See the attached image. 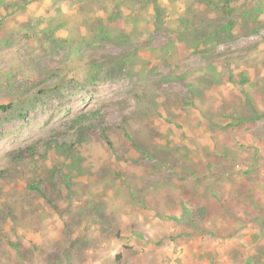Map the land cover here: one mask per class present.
<instances>
[{"label": "rangeland", "instance_id": "obj_1", "mask_svg": "<svg viewBox=\"0 0 264 264\" xmlns=\"http://www.w3.org/2000/svg\"><path fill=\"white\" fill-rule=\"evenodd\" d=\"M0 103V171L91 109L127 159L2 184L0 264H264V0H0Z\"/></svg>", "mask_w": 264, "mask_h": 264}, {"label": "trees", "instance_id": "obj_2", "mask_svg": "<svg viewBox=\"0 0 264 264\" xmlns=\"http://www.w3.org/2000/svg\"><path fill=\"white\" fill-rule=\"evenodd\" d=\"M53 75V72L49 73V76L53 77ZM45 76H48V74ZM59 82H61V86L65 84L64 81L59 80ZM58 86L59 83H57V87L54 88V90H57ZM49 91L50 90L44 89L41 94L48 97L50 96V92H53L52 90ZM10 107L11 105L8 103H0V112H7ZM117 128L121 130L124 139L130 142L132 149L137 150L134 141L128 133L129 124L127 121L122 119ZM115 129V127H112L105 121L98 109H91L76 115L69 120L67 126L61 132L56 133L49 140L44 142V150L42 153L37 154L35 145L25 146L8 153L7 164L11 165L10 167L12 169H7L8 167H6L0 171V191L3 189L2 184L9 182L12 178L18 179V182L25 189L30 192H35L43 198H45L48 192H61L62 188L65 189L67 197H70L69 191L72 188L73 181L70 173L71 164L69 161H71L72 152L76 151L79 147L90 142L98 141L105 145L115 158L127 160L124 156L118 154L116 151L117 149L111 141L110 134ZM53 149L61 156V163L45 171H40L36 157L39 155L43 157L48 151ZM20 166H23L24 169L20 170ZM27 173H29V176ZM6 207L7 206H4V208ZM10 213L11 212L8 211V214ZM2 237L7 240L8 243H13L11 238L7 239V235H2Z\"/></svg>", "mask_w": 264, "mask_h": 264}]
</instances>
